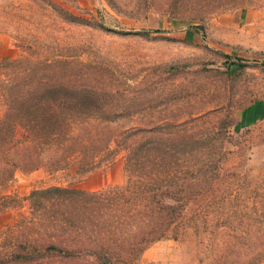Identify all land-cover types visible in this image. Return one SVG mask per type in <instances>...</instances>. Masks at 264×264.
<instances>
[{"label": "rangeland", "instance_id": "1", "mask_svg": "<svg viewBox=\"0 0 264 264\" xmlns=\"http://www.w3.org/2000/svg\"><path fill=\"white\" fill-rule=\"evenodd\" d=\"M243 2L0 0V86L17 75L16 60L63 71L65 81L96 91L70 111L95 116L83 132L112 136L90 166L81 167V154L59 168L17 170L0 186L4 247L21 230L20 238L38 233L43 243L85 253L77 249L114 243L107 225L117 214L135 252L145 243L134 234L161 197L175 231L138 255L125 249L112 264H264V0ZM78 144L85 151L93 143ZM57 155L48 150L45 160ZM10 158L17 163L20 153ZM53 187L102 192L94 225H66L67 207L53 192L43 199L46 212H35L31 193ZM41 251L5 264H98L88 251Z\"/></svg>", "mask_w": 264, "mask_h": 264}, {"label": "trees", "instance_id": "2", "mask_svg": "<svg viewBox=\"0 0 264 264\" xmlns=\"http://www.w3.org/2000/svg\"><path fill=\"white\" fill-rule=\"evenodd\" d=\"M224 1L233 6L244 3V0ZM28 62H30L28 58L14 61L11 66H14L13 69L17 75L9 76L6 74L8 80L6 79L0 86L3 95L2 100L6 106L5 113L0 118V162L4 165H1L2 168L0 169V186L10 181L17 170L31 171L50 164L59 168L76 160L81 154L84 157L81 158L83 160L81 167L90 166L93 163L92 159L94 160L102 151H106L110 147L109 144L112 139V136L109 139L91 138L89 132H83V128L95 116L87 113L82 114V112L79 113L82 116H75L70 112L75 109H83L86 103V94L96 93L94 88L85 84L72 85L64 80L65 73L63 71H60V75L56 76L57 72L56 75L51 74L47 67H36L33 63L28 64ZM45 72L49 75L45 76L43 74ZM79 125L82 130L79 129L76 132ZM84 137L93 143L89 148L85 147V151L83 148L80 150L79 145L81 144H78L84 141ZM13 150L20 153V159L17 163L10 158V153ZM48 150H52L58 155L47 161L45 154ZM131 187L128 186L124 189ZM140 189H144V187ZM147 189H150L149 185H147ZM52 192L58 194L56 195L57 199L54 200L62 198L61 202L64 203L61 204L67 207L68 212L65 211L66 217L63 216V220L69 226L82 223L85 219L89 224L94 225L97 221L95 217L97 210L104 206L102 192L90 193L81 189L53 187L31 193L29 199L35 212L40 210H43V213L46 212L47 208L43 199ZM156 197L153 196L152 198L155 199ZM155 201L158 204V209H152L151 215L146 220L147 228L142 230L140 234H134L137 235V242L144 240L145 243L143 247L137 248V251L134 248L135 252H132L130 246L126 249L128 240L126 236L131 235V231H128V228L126 230L122 228L125 226V219L117 214H112L110 223L107 225L112 228L111 233L115 236L113 244L103 243L91 248V250L86 247L77 250L88 251V254L92 255L98 264H112L111 258H122V252L125 249L131 255H138L146 243L167 237L176 228L172 227V221H165L164 216L161 215L162 208L166 205L164 199L160 197V199L156 198ZM155 212H157L156 215H154ZM105 228V226H99L97 233L113 235ZM149 228L151 229L149 230ZM22 234L24 232L21 230L18 231L17 235L14 234L17 242L15 241L16 243L9 247L3 246V242L7 239L0 242V264L15 262L16 260L24 262L33 260L35 257L43 255L41 250H46L47 253L55 252L63 257L87 255L86 251H84L85 253H77L74 249L59 242L43 243L39 239L38 233L30 236L31 239L20 238ZM5 237L12 238L11 235ZM23 250H26V253H23Z\"/></svg>", "mask_w": 264, "mask_h": 264}]
</instances>
